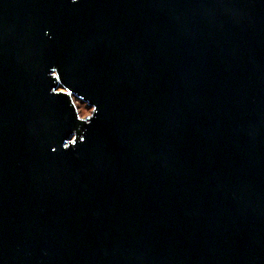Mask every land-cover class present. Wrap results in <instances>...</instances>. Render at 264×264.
<instances>
[{
  "label": "water",
  "instance_id": "1",
  "mask_svg": "<svg viewBox=\"0 0 264 264\" xmlns=\"http://www.w3.org/2000/svg\"><path fill=\"white\" fill-rule=\"evenodd\" d=\"M0 264H264V0H0Z\"/></svg>",
  "mask_w": 264,
  "mask_h": 264
},
{
  "label": "rangeland",
  "instance_id": "2",
  "mask_svg": "<svg viewBox=\"0 0 264 264\" xmlns=\"http://www.w3.org/2000/svg\"><path fill=\"white\" fill-rule=\"evenodd\" d=\"M75 103L78 107V112L82 118H88L92 115L93 110L89 109L86 104H83L80 100L75 99Z\"/></svg>",
  "mask_w": 264,
  "mask_h": 264
}]
</instances>
